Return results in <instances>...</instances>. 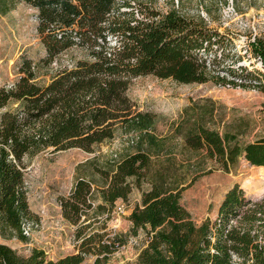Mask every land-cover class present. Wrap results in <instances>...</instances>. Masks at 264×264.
I'll list each match as a JSON object with an SVG mask.
<instances>
[{
	"label": "trees",
	"instance_id": "16d2710c",
	"mask_svg": "<svg viewBox=\"0 0 264 264\" xmlns=\"http://www.w3.org/2000/svg\"><path fill=\"white\" fill-rule=\"evenodd\" d=\"M35 8L36 32L47 64L68 46L86 56L55 67L45 81H36L30 58L22 57L17 77L0 85V236L25 239L21 223L30 217L23 179L24 155L44 147L71 146L90 150L110 138L117 124L143 129L151 114L136 110L126 94L131 78L154 74L179 82L239 84L252 81L264 90V35L254 36L249 49L258 60L250 67L222 63L227 39L201 19L175 10L161 13L134 0H22ZM4 5L5 0H3ZM123 6V8H122ZM223 71L218 74L216 71ZM184 145L227 170L239 157L264 165V134L243 141L234 130L203 123L183 137ZM148 151L138 146L109 168L98 169L101 186L77 176L66 194L58 196L60 212L72 224L90 209L108 213L115 199H126L133 179H145L139 203L127 214L130 227L144 229V245L129 264H264V194L252 199L238 183L226 188L213 218L196 222L180 203L179 184H165L162 172H150ZM99 200L94 201L93 190ZM75 251L47 258L33 247L26 255L0 242V264H80L88 253L105 264L115 247L101 233L77 228Z\"/></svg>",
	"mask_w": 264,
	"mask_h": 264
},
{
	"label": "rangeland",
	"instance_id": "374dc122",
	"mask_svg": "<svg viewBox=\"0 0 264 264\" xmlns=\"http://www.w3.org/2000/svg\"><path fill=\"white\" fill-rule=\"evenodd\" d=\"M146 3L161 13L171 9L192 20L201 19L216 28L227 39L228 52L222 63L235 68L238 64L257 65L248 43L254 36L264 35V0H134ZM0 0V85L10 84L18 75L22 57L30 58L36 81H45L55 67L75 57L86 56L84 49L71 45L57 53L51 62L39 59L44 46L36 32L35 8L22 0ZM123 8V6H122ZM223 74V71H216ZM220 83L208 79L203 82H179L154 74L138 75L128 83L126 94L136 110L151 114V122L143 129H130L117 124L110 138L96 142L90 150L76 146L52 150L50 146L24 155L23 179L29 219L22 225L24 240L2 237L16 253L26 255L31 248H41L47 258H56L75 251L76 231L101 233L112 238L115 247L104 255L105 264H129L136 259L144 245L141 227L131 228L127 214L139 203L140 192L149 184L141 179L135 185L132 178L126 199H115L108 213L92 215L90 209L79 222L72 224L60 212L58 196L66 194L77 176L101 186L103 176L98 169L109 168L117 159L145 148L150 157V172H162L165 184L183 186L179 201L196 222L213 218L226 188L236 182L244 194L258 199L264 194V165H253L239 157L227 170L214 159L184 145V135L196 123L218 130H234L243 140L264 134V90L252 81L239 84ZM94 201L99 200L93 190ZM95 254L88 253L80 264H94Z\"/></svg>",
	"mask_w": 264,
	"mask_h": 264
},
{
	"label": "built area",
	"instance_id": "2783aa9c",
	"mask_svg": "<svg viewBox=\"0 0 264 264\" xmlns=\"http://www.w3.org/2000/svg\"><path fill=\"white\" fill-rule=\"evenodd\" d=\"M256 62L258 63V60H256ZM22 225H23V222L21 223V230H22ZM22 232H23V230H22Z\"/></svg>",
	"mask_w": 264,
	"mask_h": 264
}]
</instances>
